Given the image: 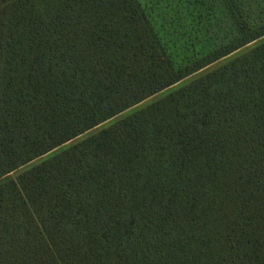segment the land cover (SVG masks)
<instances>
[{"label":"trees","instance_id":"1","mask_svg":"<svg viewBox=\"0 0 264 264\" xmlns=\"http://www.w3.org/2000/svg\"><path fill=\"white\" fill-rule=\"evenodd\" d=\"M210 2L176 68L138 0H0V264H264V0Z\"/></svg>","mask_w":264,"mask_h":264},{"label":"rangeland","instance_id":"2","mask_svg":"<svg viewBox=\"0 0 264 264\" xmlns=\"http://www.w3.org/2000/svg\"><path fill=\"white\" fill-rule=\"evenodd\" d=\"M142 7L147 12L151 23L154 26L155 31L160 37L162 44L164 45L167 53L170 56L174 66L176 68L184 64L188 59L199 56L205 53L212 46L210 41V34L212 33V24L210 20L213 16V9L210 0H138ZM250 46L245 49L239 50L238 52L224 58L215 65L210 66L204 71L215 68L216 66L223 64L238 56L239 54L248 50ZM191 80L190 78L175 85L174 87L157 94L135 108L113 118L112 120L99 126L102 129L119 118L129 114L130 112L141 108L150 102L161 98L166 95L169 91L178 88ZM93 132V131H92ZM89 134V133H88ZM88 134L76 139L77 142ZM74 142H70L63 147H60L51 154L42 157L39 160H43L46 157L61 151L63 148L71 145Z\"/></svg>","mask_w":264,"mask_h":264}]
</instances>
